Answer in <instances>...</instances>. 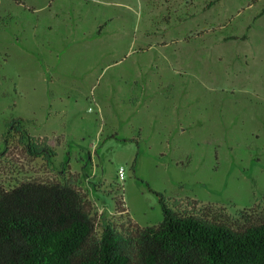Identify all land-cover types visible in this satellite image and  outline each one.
<instances>
[{"label": "rangeland", "instance_id": "rangeland-1", "mask_svg": "<svg viewBox=\"0 0 264 264\" xmlns=\"http://www.w3.org/2000/svg\"><path fill=\"white\" fill-rule=\"evenodd\" d=\"M67 165L98 231L264 213V0H0V188Z\"/></svg>", "mask_w": 264, "mask_h": 264}, {"label": "trees", "instance_id": "trees-1", "mask_svg": "<svg viewBox=\"0 0 264 264\" xmlns=\"http://www.w3.org/2000/svg\"><path fill=\"white\" fill-rule=\"evenodd\" d=\"M19 124L14 129L28 152L50 164L57 152L49 138H35ZM156 193L160 224L120 231L110 223L98 231L94 204L69 165L57 180L1 187L0 264H264V213L243 211L244 224L234 226L171 208Z\"/></svg>", "mask_w": 264, "mask_h": 264}, {"label": "built area", "instance_id": "built-area-1", "mask_svg": "<svg viewBox=\"0 0 264 264\" xmlns=\"http://www.w3.org/2000/svg\"><path fill=\"white\" fill-rule=\"evenodd\" d=\"M119 177L120 179H124L125 178V168L122 166L119 169Z\"/></svg>", "mask_w": 264, "mask_h": 264}]
</instances>
